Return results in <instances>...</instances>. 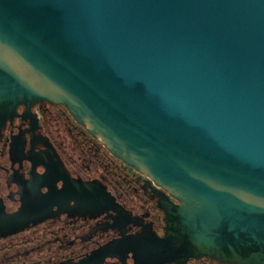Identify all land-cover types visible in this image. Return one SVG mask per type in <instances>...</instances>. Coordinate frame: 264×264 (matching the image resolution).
I'll list each match as a JSON object with an SVG mask.
<instances>
[{
    "label": "water",
    "instance_id": "1",
    "mask_svg": "<svg viewBox=\"0 0 264 264\" xmlns=\"http://www.w3.org/2000/svg\"><path fill=\"white\" fill-rule=\"evenodd\" d=\"M37 104L150 180L161 227L50 150L0 239L104 215L117 236L57 264H264V0H0V129Z\"/></svg>",
    "mask_w": 264,
    "mask_h": 264
},
{
    "label": "flooded vegetation",
    "instance_id": "2",
    "mask_svg": "<svg viewBox=\"0 0 264 264\" xmlns=\"http://www.w3.org/2000/svg\"><path fill=\"white\" fill-rule=\"evenodd\" d=\"M23 111L20 107L18 116L0 129V203L7 212L19 207V191L31 174L44 173L45 156L51 150L72 179L99 180L128 211L144 215L160 229L161 212L155 206L150 180L124 173L123 167L75 124L63 106L37 104L29 108L28 114L22 115ZM99 158L103 159V169L98 164ZM105 167H109L110 173H105ZM56 187L60 188L61 182ZM128 200L135 202L139 211L128 206ZM107 222L104 215L91 220L64 215L50 219L29 228L25 235H22L24 231L5 239L0 264H57L76 260L117 236L114 230L105 229ZM15 237L18 239L13 240ZM106 264L117 263L107 261Z\"/></svg>",
    "mask_w": 264,
    "mask_h": 264
},
{
    "label": "rangeland",
    "instance_id": "3",
    "mask_svg": "<svg viewBox=\"0 0 264 264\" xmlns=\"http://www.w3.org/2000/svg\"><path fill=\"white\" fill-rule=\"evenodd\" d=\"M79 140H81V138H80ZM85 142H87L89 148L92 149V147H90V145H91L90 142H88V141H86V140H85ZM99 161H100V164H99V165L102 167V165H103V163H102V162H103V159H102V158H99ZM104 164H105V163H104ZM102 169H103V168H102ZM104 169H105V171H106V172H105L106 174L110 173V172H109V167H105ZM107 172H108V173H107ZM127 205L130 206V207H132L134 210L139 211V209H138V208H139L138 205L135 204V202L133 203L132 200H128V201H127ZM152 217H154L153 213L151 214V218H152ZM27 233H29V231H25L22 235H25V234H27ZM18 237H19V236H18ZM5 239L7 240L8 238L1 239V241H0V259L2 258L3 253H4V248L2 247V243H6V240H5ZM16 239H18V238H16V237L13 238V240H16ZM7 243H8V242H7Z\"/></svg>",
    "mask_w": 264,
    "mask_h": 264
},
{
    "label": "trees",
    "instance_id": "4",
    "mask_svg": "<svg viewBox=\"0 0 264 264\" xmlns=\"http://www.w3.org/2000/svg\"><path fill=\"white\" fill-rule=\"evenodd\" d=\"M98 164H100V161H99V159H98ZM104 167V165H102V168ZM104 171H105V169H104ZM106 172V171H105ZM201 264V263H200Z\"/></svg>",
    "mask_w": 264,
    "mask_h": 264
}]
</instances>
